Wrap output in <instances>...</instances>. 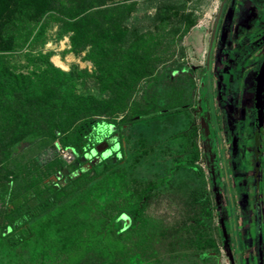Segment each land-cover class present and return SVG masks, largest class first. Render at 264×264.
<instances>
[{
  "label": "rangeland",
  "instance_id": "obj_1",
  "mask_svg": "<svg viewBox=\"0 0 264 264\" xmlns=\"http://www.w3.org/2000/svg\"><path fill=\"white\" fill-rule=\"evenodd\" d=\"M116 2L130 9L125 22L127 44L137 34L158 30L163 35L162 48L169 45L171 49L154 60L149 79L135 86L130 113L108 120L107 135L97 150L78 163H83L82 169L96 166L97 170L104 163L115 164L140 183L154 182L158 188L144 207L145 222L136 223V227L153 233L167 230L163 243L171 245L157 254L148 252L136 258L116 255L112 262L89 257L78 264H239L238 260L264 264V60L259 57L264 46L257 48L258 33L252 30L257 21L256 0H238L225 8L223 25L216 33L226 41L222 48L212 44L222 0H107L108 4ZM162 4H175L180 10L176 18L157 28L156 14ZM186 17L195 21L188 31ZM57 31L52 23L44 42L35 44L34 52L41 51L55 67L72 72L79 94L102 97L95 67L86 56L88 48L69 52L68 36L58 38ZM220 59L222 70L218 67ZM231 72L237 75L233 95L228 86ZM258 86L263 94L259 123L263 132L257 149L253 141ZM180 105L186 106L129 122V117L140 115L144 108L154 113ZM58 141L29 132L20 134L0 148V173L9 177L17 174L19 191L23 192L31 185V178L45 176L36 169V159L57 153L74 175V157ZM180 161L193 164L202 175L176 167ZM71 189L68 185L64 192ZM191 193L204 194L212 210L210 223L197 236L201 241L191 226L196 216L190 206L194 201ZM30 207L34 213L41 210L38 200ZM212 245L217 254H211ZM39 261L31 248L0 251V264ZM51 263L69 264V259L62 256Z\"/></svg>",
  "mask_w": 264,
  "mask_h": 264
},
{
  "label": "trees",
  "instance_id": "obj_2",
  "mask_svg": "<svg viewBox=\"0 0 264 264\" xmlns=\"http://www.w3.org/2000/svg\"><path fill=\"white\" fill-rule=\"evenodd\" d=\"M129 10L123 2L108 4L107 0H0V148L24 132L55 137L74 157L76 171L73 175L57 153L36 159V169L45 176L31 178L23 192L17 174L0 173V251L31 248L40 260L34 264H52L62 256L69 264H78L89 257L112 262L116 255L136 258L170 248L171 243L166 247L163 243L167 230L153 233L136 227L145 222L144 207L158 188L154 182L140 183L115 164L104 163L97 170L96 166L82 169L83 163H78L97 150L107 135L108 120L130 113L135 86L149 79L154 60L171 49L169 45L162 48L163 35L158 30L137 34L127 44ZM179 10L175 4L160 5L157 28L176 18ZM186 18L188 31L195 21ZM52 23L57 25L58 38L68 36L69 52L88 48L86 56L95 67L102 97L79 94L72 72L55 67L41 51L34 52ZM183 106L154 113L144 108L140 115L129 117V122ZM254 130L258 149L263 128L257 123ZM175 165L202 175L185 161ZM68 185L72 189L66 193ZM191 198L190 206L196 210L191 226L197 238L210 223L212 210L204 194L191 193ZM35 200L41 208L36 213L30 207ZM212 247L211 254H217Z\"/></svg>",
  "mask_w": 264,
  "mask_h": 264
},
{
  "label": "flooded vegetation",
  "instance_id": "obj_3",
  "mask_svg": "<svg viewBox=\"0 0 264 264\" xmlns=\"http://www.w3.org/2000/svg\"><path fill=\"white\" fill-rule=\"evenodd\" d=\"M237 1L238 0H222V3L224 2L223 10H222L221 16L219 18L217 27L216 28L214 27V30H215V36H214V39H213V45L214 46L218 45L219 47L222 48L226 44V41H223V39H222V37H223L222 34H221L220 37H217L216 33L218 32V30L223 25V19L222 18H224L225 8L229 4H232V3L235 4V2H237ZM256 2L258 4V5H255L256 6L255 9H256L257 21H256V27L254 29H252V30H255L258 33V37L256 38L257 39V48L259 50H262L263 49L262 47L264 46V5H262V4H264V0H256ZM261 5H262V7H261ZM223 31H224V29H221L220 32H223ZM260 35H261V37H260ZM259 54H260L259 57H262L263 60H264V51H261ZM222 62H223L222 59H220L219 60V66H218L220 69L222 68ZM233 70H234V68H233ZM259 71H261V70L259 69ZM262 73H263V71H262ZM236 76L237 75L235 73H232V72L230 73V83H229L228 86L232 90V95L235 93L233 85L237 81ZM262 96H263V94L261 93V95H260V102L261 103H262V98H263ZM261 107H262V104H261ZM255 109H256L255 117H256L257 123L259 124L257 104L255 105ZM262 112H263V107L261 109V116H262Z\"/></svg>",
  "mask_w": 264,
  "mask_h": 264
},
{
  "label": "water",
  "instance_id": "obj_4",
  "mask_svg": "<svg viewBox=\"0 0 264 264\" xmlns=\"http://www.w3.org/2000/svg\"><path fill=\"white\" fill-rule=\"evenodd\" d=\"M223 6H224V2L222 3V5L220 7V11H219V14H218V17H217V21H216L215 28L217 27L219 18L221 16V13H222V10H223ZM214 36H215V30H214L213 35H212V44H213ZM260 95H261V92H260V88L258 86V90H257V111H258V120H259V123L261 122V109H262L261 102H260Z\"/></svg>",
  "mask_w": 264,
  "mask_h": 264
},
{
  "label": "bare ground",
  "instance_id": "obj_5",
  "mask_svg": "<svg viewBox=\"0 0 264 264\" xmlns=\"http://www.w3.org/2000/svg\"><path fill=\"white\" fill-rule=\"evenodd\" d=\"M55 63H56L57 65L61 66V62H60L59 60L55 59Z\"/></svg>",
  "mask_w": 264,
  "mask_h": 264
}]
</instances>
